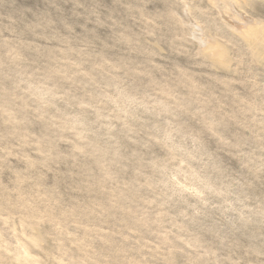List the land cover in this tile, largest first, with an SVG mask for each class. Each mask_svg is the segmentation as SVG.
<instances>
[{"label":"clouds","instance_id":"obj_1","mask_svg":"<svg viewBox=\"0 0 264 264\" xmlns=\"http://www.w3.org/2000/svg\"><path fill=\"white\" fill-rule=\"evenodd\" d=\"M0 264H264V0H0Z\"/></svg>","mask_w":264,"mask_h":264},{"label":"rangeland","instance_id":"obj_2","mask_svg":"<svg viewBox=\"0 0 264 264\" xmlns=\"http://www.w3.org/2000/svg\"><path fill=\"white\" fill-rule=\"evenodd\" d=\"M223 86L224 85H221V87ZM13 163H15V161H13ZM84 224L87 228L93 229L96 234L103 236L105 233L112 230L114 221L109 219L107 216L92 215L88 218V220L84 221ZM24 253L23 261H27L29 257L34 255V253L26 246L24 248Z\"/></svg>","mask_w":264,"mask_h":264}]
</instances>
